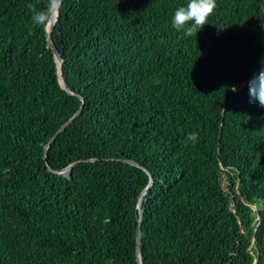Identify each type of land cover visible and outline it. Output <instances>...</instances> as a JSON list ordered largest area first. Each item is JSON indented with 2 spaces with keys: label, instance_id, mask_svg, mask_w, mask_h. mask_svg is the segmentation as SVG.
<instances>
[{
  "label": "trees",
  "instance_id": "1",
  "mask_svg": "<svg viewBox=\"0 0 264 264\" xmlns=\"http://www.w3.org/2000/svg\"><path fill=\"white\" fill-rule=\"evenodd\" d=\"M187 2L63 0L71 94L31 23L45 0H0V264H138L150 175L125 159L153 175L143 264H264V107L248 89L264 0H216L184 37L171 17Z\"/></svg>",
  "mask_w": 264,
  "mask_h": 264
},
{
  "label": "clouds",
  "instance_id": "2",
  "mask_svg": "<svg viewBox=\"0 0 264 264\" xmlns=\"http://www.w3.org/2000/svg\"><path fill=\"white\" fill-rule=\"evenodd\" d=\"M32 11L31 23L47 29L58 17L63 7V0H45L44 8L36 10L32 5L28 6ZM216 8V0H188L186 5L178 7L171 17V25L177 32H182L184 37L196 36L198 31L208 24V18ZM249 103H259L264 107V57L260 60V67L248 81ZM233 92L238 91L236 86H231ZM197 132L188 133L186 139L189 142H197Z\"/></svg>",
  "mask_w": 264,
  "mask_h": 264
},
{
  "label": "water",
  "instance_id": "3",
  "mask_svg": "<svg viewBox=\"0 0 264 264\" xmlns=\"http://www.w3.org/2000/svg\"><path fill=\"white\" fill-rule=\"evenodd\" d=\"M58 17H59V14H58ZM58 17L56 18V20L53 22V24L51 26H49L47 28V40H48V43H49V46L51 47L52 49V52L54 54V57L58 63V75H59V80H60V83L62 84V86L64 87V89H66L69 93L71 94H74V92L70 89V87L68 86V83L64 77V73H63V68H62V65H63V58L59 52V50L57 49L56 45L54 44V41H53V36H52V33H53V29L56 25V22L58 20ZM80 98H82L80 96ZM83 109V105L80 107V109L68 120L66 121L57 131L56 133L51 137L48 145H46V148L45 150L47 151L48 147H49V144L54 141L56 139V137L61 133L63 132L72 122L74 119H76V117L81 113ZM45 158L47 159V154H45ZM94 160V159H92ZM126 162L128 163H131V164H134L136 166H140L142 167L144 170H146L148 172V174L150 175V183L149 185L146 187V189L144 190L143 192V195H146L148 190L151 188L152 186V183H153V175L152 173L150 172V170L144 166H141L138 162H136L135 160H131V159H125ZM79 161H75L73 163H71L70 165H68L66 168H64L63 170H55L53 169L52 167L49 166V169L55 173H58V174H63V175H69L73 166L76 165ZM143 195L140 197V200H139V204H138V207H139V211H140V228H139V232H138V237H137V260H138V264H143V260H142V255H141V237H142V228H141V225H142V215H143ZM235 204V203H234Z\"/></svg>",
  "mask_w": 264,
  "mask_h": 264
},
{
  "label": "rangeland",
  "instance_id": "4",
  "mask_svg": "<svg viewBox=\"0 0 264 264\" xmlns=\"http://www.w3.org/2000/svg\"><path fill=\"white\" fill-rule=\"evenodd\" d=\"M223 182H224V185H225L226 192L229 193L230 190L228 188V180H227V176L225 174H223Z\"/></svg>",
  "mask_w": 264,
  "mask_h": 264
}]
</instances>
